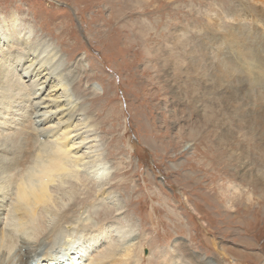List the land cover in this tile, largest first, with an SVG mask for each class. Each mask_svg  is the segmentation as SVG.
<instances>
[{"label": "rangeland", "instance_id": "rangeland-1", "mask_svg": "<svg viewBox=\"0 0 264 264\" xmlns=\"http://www.w3.org/2000/svg\"><path fill=\"white\" fill-rule=\"evenodd\" d=\"M240 18L264 46V0H0V111L18 107L48 131L85 121L74 132L95 152L85 161L99 154L111 169L105 189L82 184L75 217L128 224L139 264H164L179 244L194 264H264V107L246 73L216 69L220 47L235 55ZM59 80L75 101L58 91L67 115L43 108ZM66 225L63 243L75 229Z\"/></svg>", "mask_w": 264, "mask_h": 264}, {"label": "bare ground", "instance_id": "bare-ground-1", "mask_svg": "<svg viewBox=\"0 0 264 264\" xmlns=\"http://www.w3.org/2000/svg\"><path fill=\"white\" fill-rule=\"evenodd\" d=\"M235 21L238 23V28H234L230 35L233 36V39L236 41L234 44L231 42V49L234 50L235 55L234 57L225 56L224 51H221L220 47L217 53L218 63L216 64V69H218V73L222 68L246 73L244 76L248 79L252 87H256L255 90L258 91L257 98L259 99L261 107H264L263 39L262 37L256 38L250 34L248 29L245 28L247 27L246 25L239 26L240 22L243 21L241 18ZM244 21L242 23H244ZM16 22L17 21L14 19L13 24ZM30 32L32 31L28 29L26 34L28 35ZM235 35L238 36L235 37ZM29 47L32 49L35 48L33 46ZM18 48L19 49L16 48L18 50V55L23 52L28 53L29 50H31L28 48L26 49L24 46L23 48L25 50L22 49V51H20L22 46ZM41 49L43 51V48ZM51 56L49 55V57ZM17 62H21V57H18ZM59 66L60 65H58V68ZM24 68L26 67L24 66ZM3 71H5V68ZM7 71L8 74L11 75L10 70L7 69ZM10 77H12V75ZM234 78L236 77L234 76ZM57 83L58 84L53 85L52 90L47 93L48 96L46 99L49 101V105L47 104L46 107L43 108L47 109L49 106L55 107L54 104H57V109L63 110L67 115L66 112L71 107L69 109L66 108V104L64 103L65 100H60V97L56 96L58 91L63 89L66 92L65 98L67 97V100H71L74 105L75 101L71 96L70 88L67 87L66 82L59 80ZM37 84H39V82H37ZM20 86V84H13L12 88L20 90ZM22 87L25 88L26 85ZM43 88L44 87H42L41 90ZM12 96L15 97V93L7 98L11 99ZM30 96H32V94ZM14 97H12V99ZM39 100L41 101V97ZM253 100L256 102L255 98ZM3 103L4 102L0 101V107H7V105ZM36 103L37 102H35V104ZM257 107L259 108V106ZM18 109L20 108L17 107L15 109V113L14 110L11 111L12 116L6 113L5 115L3 111H0V264H29L36 256L38 257L36 260L38 264H69L68 260H71L70 264H139L138 259L140 257L137 252L141 251L142 248L140 244L134 242V238L130 239L132 230L128 224H126L128 227H119L116 223L115 225L103 221L94 223V221H82L75 217V214H83V202L88 199L86 196V198L82 199V195L87 193V191L84 190L85 188L82 189V184L85 183L84 185H89L88 182L90 179L95 180L96 183L106 179L111 169L108 162H99L102 158L98 156L99 154L92 163L85 161L87 158L90 159L94 157L95 152L93 153L91 151L93 155H90L87 149L86 151H82L86 138L82 137V141L76 142L77 133L76 136H74V132L80 130L81 128H78L85 124V119L83 120L82 118L81 121L83 120L84 122L76 123L75 126L57 128L58 130H54L52 127L50 131H48L47 128L40 129L39 127H34V119L28 118L27 116L29 115L26 116L25 114L17 113ZM60 114L62 115V113ZM70 119L71 118L64 123H69ZM259 124H261L258 126L261 140L257 145H259V150L264 152V119L260 120ZM40 131H45L44 135ZM32 132L33 135H31ZM41 138H43V140ZM29 142H31L34 150L33 147L29 145ZM28 146H31L32 149L29 150L30 148H28ZM82 167L85 169L83 170ZM103 184L107 185L102 182L98 183L100 190L106 188L102 187ZM105 193H107V198H112L109 191H105ZM117 200L116 197H113L110 203L117 206ZM66 224H72L75 229L70 232L73 235L71 239L63 243L62 237L66 234L67 230L71 228ZM80 238L87 239V242L81 244ZM58 244L60 245L57 247L56 245ZM179 252H184L185 254L180 244L171 246L170 252L165 253L167 256L164 264L195 263L191 262L193 261L192 259L186 260ZM75 253L77 255L73 256ZM221 255L225 256V253L221 252Z\"/></svg>", "mask_w": 264, "mask_h": 264}]
</instances>
